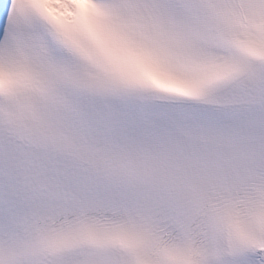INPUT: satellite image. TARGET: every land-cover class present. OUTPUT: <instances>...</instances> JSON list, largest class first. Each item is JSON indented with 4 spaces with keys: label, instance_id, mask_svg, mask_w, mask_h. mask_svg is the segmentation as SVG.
Wrapping results in <instances>:
<instances>
[{
    "label": "snow or ice",
    "instance_id": "obj_1",
    "mask_svg": "<svg viewBox=\"0 0 264 264\" xmlns=\"http://www.w3.org/2000/svg\"><path fill=\"white\" fill-rule=\"evenodd\" d=\"M0 264H264V0H0Z\"/></svg>",
    "mask_w": 264,
    "mask_h": 264
}]
</instances>
